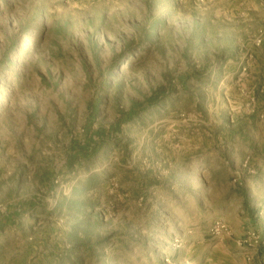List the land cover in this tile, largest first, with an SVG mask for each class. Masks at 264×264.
<instances>
[{
  "label": "rangeland",
  "instance_id": "obj_1",
  "mask_svg": "<svg viewBox=\"0 0 264 264\" xmlns=\"http://www.w3.org/2000/svg\"><path fill=\"white\" fill-rule=\"evenodd\" d=\"M228 238L264 243V0H0V264Z\"/></svg>",
  "mask_w": 264,
  "mask_h": 264
},
{
  "label": "crops",
  "instance_id": "obj_2",
  "mask_svg": "<svg viewBox=\"0 0 264 264\" xmlns=\"http://www.w3.org/2000/svg\"><path fill=\"white\" fill-rule=\"evenodd\" d=\"M220 243H222V241ZM223 244H225L223 246L229 250V254H232L233 252L232 255L235 262L233 264H264V243L259 251L253 250V252H247V250L236 243L235 239L228 238L223 241ZM251 258L253 259V262L251 261ZM247 260H249L248 263Z\"/></svg>",
  "mask_w": 264,
  "mask_h": 264
},
{
  "label": "built area",
  "instance_id": "obj_3",
  "mask_svg": "<svg viewBox=\"0 0 264 264\" xmlns=\"http://www.w3.org/2000/svg\"><path fill=\"white\" fill-rule=\"evenodd\" d=\"M227 230V227L225 226V223L222 222L221 220H216L214 221L213 225H212V229L211 232L214 235L219 236L220 234H223L225 231ZM259 236V237H258ZM252 237V239L256 242L257 239L260 240V235H255V233L250 234V238ZM242 245H249L248 240L246 238H244L242 240Z\"/></svg>",
  "mask_w": 264,
  "mask_h": 264
}]
</instances>
